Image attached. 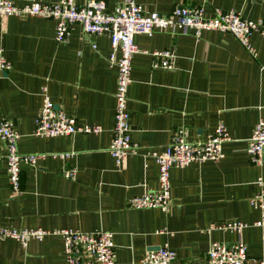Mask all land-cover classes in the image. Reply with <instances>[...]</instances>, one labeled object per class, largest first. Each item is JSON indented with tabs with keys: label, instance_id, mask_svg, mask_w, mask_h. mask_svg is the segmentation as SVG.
<instances>
[{
	"label": "crops",
	"instance_id": "1",
	"mask_svg": "<svg viewBox=\"0 0 264 264\" xmlns=\"http://www.w3.org/2000/svg\"><path fill=\"white\" fill-rule=\"evenodd\" d=\"M100 1L107 10L122 2ZM135 1L160 14L180 6H202L206 16L233 10L264 26V0ZM54 34L52 19L0 17V49L11 66L0 76V122H13L20 154L38 156L35 167H21V194H15L0 141V228L109 231L115 264H140L148 251L163 247L174 251L175 264H206L212 241H242L249 257L264 260V229L254 226L260 212L249 204L264 169L246 152L256 123L264 121V34L251 35L253 54L218 31L198 38L191 31L135 36L139 52L131 61L127 108L130 140L139 151L119 165L108 152L117 83V70L107 63L109 39L85 35L78 24L66 43H56ZM167 49L175 53V69L154 70L152 53ZM44 93L67 117L101 132L34 136ZM220 124L231 139L222 145L223 157L171 169L167 212L127 206L128 199L158 189V167L147 153L162 152L178 129L191 143L205 142ZM69 169L73 179L63 174ZM227 221L247 227L209 230ZM0 264H66L62 239L49 235L26 247L0 240Z\"/></svg>",
	"mask_w": 264,
	"mask_h": 264
},
{
	"label": "built area",
	"instance_id": "2",
	"mask_svg": "<svg viewBox=\"0 0 264 264\" xmlns=\"http://www.w3.org/2000/svg\"><path fill=\"white\" fill-rule=\"evenodd\" d=\"M0 0V17L16 16L19 18L39 17L55 22L56 43L68 42L71 27L81 26L85 35L105 36L109 39L110 54L107 63L117 70L115 91V114L109 154L119 165L127 155H137L139 148L130 140L128 87L131 83V61L139 52L134 38L137 35L152 37L155 32L191 31L198 38L202 32L218 31L232 35L246 51L253 54L250 44L253 33L264 34L262 21L243 19L233 10L215 9L206 16L202 6H180L168 14L147 11L135 0H122L112 10H107L103 1L82 0ZM94 47V46H93ZM154 70L171 71L175 69L173 50L154 51L152 53ZM11 69L10 63L0 49V76ZM45 91V89H43ZM34 136L54 138L73 137L80 134H99L101 127L78 123L67 117L47 96L43 95L42 106L34 121ZM19 136L13 122H0V141L6 149V171L8 181L15 194H21L20 173L23 165L35 167L36 155H22L17 150ZM230 136L223 125H218L209 139L202 143H191L185 139L182 130L173 133L169 144L158 153L152 151L147 156L158 167V189L146 191L143 195L128 199L127 206L132 209H159L167 212L170 208L171 194L169 172L171 169H183L192 163L216 162L223 157L222 145L229 142ZM246 152L250 163L264 169V121L259 120L247 141ZM68 179L75 177L74 170H65ZM256 193L249 199V204L260 212V219L254 226L264 229V178L255 182ZM247 225L237 221H227L221 225H212L211 230L241 232ZM59 236L63 242V255L66 264H115V246L113 233L95 231L85 233L71 229L48 232L41 229L0 228V240L13 239L21 247H26L30 240H42L46 236ZM176 255L168 247L148 251L140 264H175ZM206 264H264V260L249 257L247 247L242 241L220 243L212 241L206 254Z\"/></svg>",
	"mask_w": 264,
	"mask_h": 264
}]
</instances>
